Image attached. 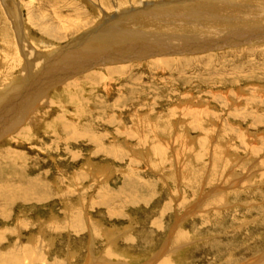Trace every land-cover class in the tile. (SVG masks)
Wrapping results in <instances>:
<instances>
[{
  "label": "rangeland",
  "instance_id": "rangeland-1",
  "mask_svg": "<svg viewBox=\"0 0 264 264\" xmlns=\"http://www.w3.org/2000/svg\"><path fill=\"white\" fill-rule=\"evenodd\" d=\"M139 1L0 0V104L13 105L0 122V262L264 264V37L226 41L264 23V0ZM114 3L130 15L106 24ZM190 23L214 34L171 45L166 66L98 65L42 88L22 77L32 57L40 76L43 54L160 44Z\"/></svg>",
  "mask_w": 264,
  "mask_h": 264
},
{
  "label": "bare ground",
  "instance_id": "bare-ground-1",
  "mask_svg": "<svg viewBox=\"0 0 264 264\" xmlns=\"http://www.w3.org/2000/svg\"><path fill=\"white\" fill-rule=\"evenodd\" d=\"M116 1V0H115ZM147 1V0H146ZM145 0H140L139 1V4L140 5H142V8L145 10V11H151L152 9H151V7L152 6H154V4H160V2H158V0H153V1H155L154 3H148V2H146ZM169 1V0H168ZM180 1V0H179ZM190 2L191 0H187V2ZM192 1H195V0H192ZM197 1V0H196ZM202 1H210V0H202ZM212 1V0H211ZM215 1V0H214ZM198 2V1H197ZM213 2V1H212ZM218 2V1H217ZM219 2H221V3H225V2H227V1H222V0H219ZM117 3V2H116ZM116 3H114V4H116ZM167 3V2H166ZM191 3V2H190ZM203 3H205L206 5H208V3L207 2H203ZM138 4V3H137ZM182 4V3H181ZM129 6V5H128ZM157 6V5H156ZM155 6V7H156ZM165 6V5H164ZM170 6V5H169ZM168 6V7H169ZM227 6V5H226ZM123 7V6H122ZM116 8H117V4H116ZM141 8V9H142ZM163 8V7H162ZM166 9V8H165ZM225 8H223V10H224ZM130 10V9H129ZM129 10H127V12H124V11H120L119 10V8H117V10H116V12H115V14H114V16H111V15H108V14H105L104 15V19H100L101 21L102 20H105V23L106 24H114V23H116L115 21H118L119 19L121 20V18H125V17H128V15H130L129 14ZM152 11H154V10H152ZM136 12V11H135ZM133 15V14H132ZM132 17V16H131ZM214 18V17H213ZM215 18H216V16H215ZM252 18V17H251ZM37 20H38V18H35V23H37ZM253 20H256V19H253ZM103 22V21H102ZM152 22V21H151ZM262 22V21H261ZM99 23H100V21H99ZM153 23V22H152ZM256 23V22H255ZM259 24H258V27H255V25L257 26V24H255L253 27H249V33H245V35H243V36H239V35H237V36H235L234 37V39L232 38V37H229L230 39H228V40H226V41H229L230 40V42L231 41H233V42H236V43H241V44H243V43H246V44H250V43H254L253 42V37H252V35H254V34H256L257 32H262V36L264 37V23H260V21L258 22ZM103 24V23H102ZM142 24H144V23H142ZM154 24V23H153ZM191 25H189V27L188 28H186L185 30H183V31H181V30H179V31H174L175 33H177V36H172L171 37V32H167V34H165V35H157L158 36V38H156V39H154L153 41H157L158 43H160L161 41V43L160 44H155L154 45V43L153 42H150V43H148L146 40H147V38H144L143 37V39L141 38V39H139V41L141 40L142 42H144V43H141V44H137V43H135V42H137V40H133V42H134V44L135 45H133V46H122V47H119V46H115V45H113V48L111 47L112 45H102V46H104V47H102L101 45H98V44H96V45H98V46H96L95 48H92V47H94L95 45H90V47L92 48H89L88 47V45H85V48H89V49H87V50H85V51H87V52H85L84 50H82V51H80V49L79 48H77L76 50H70V51H64V52H59V53H56L55 55H53L52 56V54L51 55H48L47 54V56L45 55V54H43V56L44 57H46V59H47V63L45 64V66L43 67V70H42V73H46V74H48L47 76H43V74L41 73V74H39L40 76H36L35 74V72H36V69H37V67L40 65V60L39 59H37V57H35V58H33L32 57V60H34L35 62L34 63H37L38 65L37 66H35V64H34V68L35 69H33V66L31 67L30 66V62L28 61V62H26L25 63V66H24V68H23V74H22V77H24V79L26 78V81H28L29 79L31 80L29 83H31L29 86H34L35 84L37 85V86H40V87H38V88H42V86H43V84L46 82V85H48V84H51L52 82L51 81H53V82H55L56 83V81L58 80V81H61V82H63L64 80H66V79H68V78H70V79H72V78H76V76L78 75V73L79 74H81V73H86V72H90V71H92V70H95L96 69V67L98 66V65H100V66H104V65H107V64H113V66L114 65H121L120 67H111V66H108V67H111V68H108L107 67V69L105 68V70H107L108 71V73H111L110 74V76H112V75H116V74H122V73H128L129 72V70L132 68L131 66H127V65H123V64H125V63H127L128 62V60H133V59H144V58H146V57H154V58H158L159 56H171V51H173V50H171V45H179V43L181 44V43H184L185 45H187V44H189V43H192V42H194L195 43V41H197V40H200V39H204V38H209L211 35H213L214 34V32H213V30H214V28H212L213 26H206L205 27V25H204V27H202L201 25H200V27L199 28H201L200 30L196 27V26H192V25H194V24H192V23H190ZM218 24V23H217ZM97 26V25H96ZM247 26V25H246ZM256 29H255V28ZM156 27H150V29H155ZM183 28V27H182ZM220 27H218V29H219ZM95 29H98V27L97 28H95ZM159 29V28H158ZM194 29H196V31L194 30ZM204 29V30H203ZM216 29V28H215ZM60 30V28L59 27H57V26H54L53 24H51V25H49V24H47V26L45 27V31L47 32L48 31V33L50 32V33H53V34H55V36L57 37L58 36V34H59V31ZM221 30V29H220ZM160 31H162V30H160ZM91 32H92V30H91ZM238 32V31H237ZM126 33V32H125ZM131 33H133V32H131ZM144 33V32H143ZM154 33H156V32H154ZM182 33H184V34H182ZM194 33V35H196V34H198V35H201V36H199V37H196V36H191L192 34ZM232 33V32H231ZM242 33V32H241ZM47 34V33H46ZM88 34V33H87ZM91 34H93V33H91ZM134 34V33H133ZM189 35V34H191L190 36L191 37H187L186 35ZM257 35V34H256ZM255 35V36H256ZM90 36V35H89ZM129 36V35H128ZM128 36H126V38H124L123 40H122V42L123 41H126L127 42V37ZM132 36V35H131ZM150 36V35H149ZM55 37V38H56ZM84 38H86L87 39V36H83ZM130 37V36H129ZM212 37V36H211ZM120 38V37H119ZM57 39V38H56ZM89 39V38H88ZM96 39H98V38H96ZM218 39H220V38H218ZM256 39H257V37H256ZM255 39V40H256ZM85 39H81V41H84ZM151 40V39H150ZM261 40V39H260ZM33 41V40H32ZM90 41V40H89ZM219 41H221V40H219ZM224 41V40H223ZM38 42V41H37ZM36 42V43H37ZM78 41H76V43H77ZM80 42V41H79ZM90 42H95V40H93V38H92V41H90ZM98 41H96V43H97ZM120 42V41H119ZM118 42V43H119ZM125 42V43H126ZM130 42H132V41H130ZM204 42V41H203ZM211 42V41H210ZM52 43V42H51ZM176 43H178V44H176ZM197 43V42H196ZM220 43V42H219ZM219 43H213L212 45H210V46H207L206 48H208V47H213V46H215V48H217V47H225V43L223 42V43H221V44H219ZM43 44L45 45V47H46V49L49 47V44L50 43H47V42H45V41H43ZM74 44V43H73ZM79 44V43H78ZM84 44V43H83ZM83 44L81 43L80 45H78L77 47H83ZM88 44H90V43H88ZM115 44V43H114ZM119 44H121V43H119ZM127 44H129V41H128V43ZM193 44V43H192ZM241 44H239V45H241ZM54 45V44H53ZM161 46H169V47H164V48H162ZM191 46V45H190ZM189 46V47H190ZM200 46V45H199ZM42 47H44V46H42ZM57 47V46H56ZM124 47H126V48H124ZM161 47V48H160ZM203 47H205L204 45H203ZM50 48H51V46H50ZM74 48V47H73ZM116 48V49H115ZM180 48V47H179ZM192 49L194 48V47H191ZM214 48V49H215ZM236 48V47H235ZM49 49V48H48ZM195 49H199V48H195ZM68 50V49H67ZM101 50V51H100ZM210 50V49H209ZM44 51V50H43ZM91 51H93V52H91ZM181 51H183V50H181ZM186 50H184V52H185ZM188 51V50H187ZM202 51V50H201ZM245 52V51H244ZM256 52V51H255ZM89 54V55H87V54ZM181 52H179V53H176V52H174L173 54H174V56H175V54L176 55H178V54H180ZM187 53H190V52H187ZM23 54V53H22ZM233 54H235V53H233ZM188 55V54H187ZM191 55V54H190ZM242 55V54H241ZM257 55V54H256ZM261 55H263V54H261ZM25 56V55H24ZM237 56V55H236ZM235 56V57H236ZM168 57H166V58H163V59H157L158 61H160L163 65H165L166 66V64L167 63H165V62H167V61H169L167 58ZM26 59V58H25ZM211 59V58H210ZM147 60V59H146ZM138 61V60H137ZM145 61V60H144ZM157 61V62H158ZM160 62H159V64H160ZM186 62V61H185ZM64 63V64H63ZM151 64H155V63H151ZM64 65V66H63ZM153 65H152V67H153ZM150 66V65H149ZM134 67V66H133ZM98 70V69H97ZM100 70H102V68L100 69ZM92 73V72H91ZM94 74L98 77L99 75H98V73H95L94 72ZM35 75V77L34 78H31V77H33ZM94 75V76H95ZM108 76H109V74H108ZM44 79V80H43ZM87 80H89V79H87ZM25 81V82H26ZM78 81L76 80L75 82H74V84H76ZM95 82V81H94ZM54 83V84H55ZM68 86V88L70 87V86H73V85H71V84H68L67 85ZM36 87V86H35ZM43 90V89H42ZM32 91V90H31ZM29 102V101H28ZM12 103V102H11ZM1 105V104H0ZM3 105V104H2ZM0 106V122L1 121H4L5 120V113H7V115L9 114V116H10V114L13 112V110H12V108H13V105H12V107H11V105H10V103H8V102H6V104H5V106L3 105V106ZM5 116V117H4ZM147 117V116H146ZM145 120H146V118H145ZM149 120V119H148ZM5 126V125H4ZM61 128V127H60ZM70 128V127H69ZM65 129V128H64ZM7 135V133L6 134H4V137ZM3 137V136H2ZM1 138V137H0ZM8 151V150H7ZM9 153H10V151H8ZM5 153V152H4ZM7 153V152H6ZM2 156V155H1ZM8 156V155H7ZM10 156V155H9ZM15 157H16V155H15ZM2 160V159H1ZM15 160V159H14ZM3 161V160H2ZM5 162V161H4ZM2 167V166H1ZM2 170H3V168H2ZM4 172V171H3ZM0 173H2V172H0ZM11 185V184H10ZM14 185V184H13ZM19 185V184H18ZM8 186V185H7ZM5 187V186H4ZM20 187H21V184H20ZM37 187V186H36ZM0 188H2V187H0ZM9 189H10V187H9ZM5 190H7V189H5ZM4 191V190H3ZM19 197V196H18ZM50 222V221H49ZM78 226V225H77ZM108 235V234H107ZM114 246V245H113ZM11 259H12V257H11ZM156 259V258H155ZM7 260V259H6ZM13 261V260H12ZM153 261H154V259H153ZM14 262H15V260H14ZM14 262H11V264H16V263H14ZM151 262V261H150ZM150 262H149V264H150ZM1 263H4V264H8V263H6V262H0V264ZM155 263V262H154ZM161 264H171L170 263V261H168V259L167 258H164V260L161 262Z\"/></svg>",
  "mask_w": 264,
  "mask_h": 264
}]
</instances>
